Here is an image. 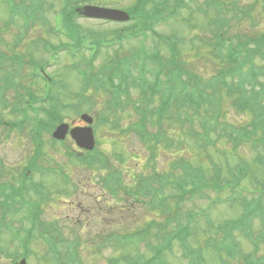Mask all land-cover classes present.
Segmentation results:
<instances>
[{"label":"rangeland","instance_id":"374dc122","mask_svg":"<svg viewBox=\"0 0 264 264\" xmlns=\"http://www.w3.org/2000/svg\"><path fill=\"white\" fill-rule=\"evenodd\" d=\"M4 1L0 0V62L2 63L0 86L5 87L8 81L6 78L11 79L13 86L3 90L7 103L0 102V119L12 123L21 121L22 125L19 123L20 125L14 128L0 125V264H15L22 259V255L29 264H113L115 261L116 264H132L137 248L132 246L122 248L125 246L119 247L115 241L106 244L98 239H104L111 232L121 231V226L126 228L127 225H131L133 230H137L154 221L159 224L155 226L153 223V229L148 232L147 237L156 247L165 242L163 247L166 251L161 254L162 261L168 264H190L179 243L175 241L173 245L168 244L170 237L167 236L168 234L163 235L166 231L162 230L167 223L163 224L165 216L151 209L147 202L146 205L143 203L145 201L142 197H148V193L143 192L136 203L123 201V197L130 191L138 190L140 180L138 177L153 176L154 168L160 169V173L171 172L175 163L186 161L201 167L207 173L212 171L207 161L211 158L222 164L225 171H228L229 167L236 169L244 165L241 163H246L251 169L249 177L244 181L245 186L263 188L264 164L256 162L257 150L248 144L234 149L225 141L219 142L218 147L214 149L206 150L201 148L191 135L190 126L183 127L179 121H166L160 130L159 126L154 125L150 126V130L171 135L175 144L170 148L158 144L159 147L155 149L156 159H153L151 149L135 133L126 130L137 117L131 108L120 110L118 113L117 110L112 111L108 103L110 95L95 89H90L86 93L91 97L88 101H82L80 96L76 95L82 92L84 85L73 65L87 56L84 54L74 57L64 50L56 53L52 48L68 42V38L56 30L57 23L54 19V13H59L65 0L42 1L44 4L43 8H40V13L41 16H45L46 21H42L41 18L26 21L18 14L11 16L7 8V4L9 6L10 4ZM31 1L15 0L16 3L25 6ZM135 1L71 0L69 8L73 11L75 8L92 3L129 9L133 7ZM205 1L191 2L189 7L181 9L177 16L169 17L157 25L159 32L179 40L178 46L184 51H181V59L178 57V62L182 66L187 64L188 69L203 77L199 79L203 86L208 77L222 66L221 61L210 55V46L204 45L200 40V38H212L217 17L214 8H209L207 14L202 12L203 9H199ZM219 1L226 5L225 9H229L231 5L250 9L247 16L238 19L234 18L235 15L240 16L236 11L231 10L228 15L225 14L227 15L225 19L229 20L227 36H241L239 39L243 41L244 33L256 34L264 31L263 0ZM148 2L155 8L161 9L159 11L163 14L167 13L164 10L171 9L175 4L173 0ZM75 21L78 23V31L84 36L94 34L107 36L112 31L128 27L134 22L114 23L78 17V15ZM156 40L151 34L146 35L144 40L127 39L122 47L103 49L95 65L97 69L103 70L104 64L110 58L117 57L115 52L119 49L120 58H125L126 66L137 73L140 70V63L137 62L136 57L122 56L131 54L142 45L149 52L160 48V53L164 57L163 62L166 64L170 56L169 48ZM53 54L55 56H52ZM86 54L90 53L86 52ZM14 57L21 58L20 65L13 60ZM38 63L44 64L47 73L54 78L51 89L53 102L46 99L48 88L46 83L41 77L36 76L39 74L36 71ZM149 63L147 68L152 80L154 74L150 69L155 71L157 68L154 63ZM166 65L165 74L170 69L168 64ZM126 84L130 90H133V98L137 99V91L135 92L131 77L126 78ZM31 94L35 95L36 100L28 103ZM53 106L61 113L62 120L70 125L84 124L80 118L83 112L94 116L93 128L98 140L96 148L103 155L101 165L100 163L89 165L86 159L80 161L83 158L81 155L85 157V149L83 151L70 136L60 142L56 141L49 131H39L41 140L36 136L38 133L33 134L35 130L37 131L35 117L46 119L44 112ZM217 111L219 112V109ZM223 114L226 122L238 126L248 122L251 116L249 113L239 112L230 98L224 101ZM102 116L109 117L113 123H103L100 118ZM117 120H119L118 127L115 126ZM39 150L41 155L36 157L35 161L32 157ZM115 171L121 173V178L114 176L120 175ZM123 180L126 181L125 185L128 189L122 186ZM34 187H38L39 192L35 191L37 188ZM113 187L117 189V196L110 193ZM164 190L169 192L167 187ZM169 203L172 204V201ZM210 205L209 200L195 197L191 201H186L181 208L184 206L182 211L199 213L201 209H206L217 222L237 218L242 210L239 204ZM172 206L174 207L173 204ZM123 209L125 211L122 212ZM173 211L175 220L185 221L186 212H180L177 207H174ZM186 226L192 230V235L187 241L193 248L200 249L204 256V264H245L237 257L227 262L222 254L210 247L209 242L220 236L213 227L202 223L199 216ZM157 227L160 228L157 230ZM257 228L258 234L263 227L260 225ZM235 238L238 241L237 252L250 253L254 249L253 242L240 230L235 232ZM97 240L99 242L93 246ZM140 249L146 259L157 253L146 247L144 243ZM263 251L264 242L258 249L259 253H256L257 257L262 258ZM262 263L264 264V260Z\"/></svg>","mask_w":264,"mask_h":264},{"label":"trees","instance_id":"16d2710c","mask_svg":"<svg viewBox=\"0 0 264 264\" xmlns=\"http://www.w3.org/2000/svg\"><path fill=\"white\" fill-rule=\"evenodd\" d=\"M255 2L257 1L255 0ZM147 4L148 1L145 6ZM207 6L213 7L215 12L218 13L214 22L216 41H211V46L212 48H219L213 49L214 54L221 61H225L224 64H222L221 68H218L216 73L208 77L203 86L199 80L203 77L188 69L187 64L179 67L177 61L181 53H178L176 50L171 51V56H169L168 63H166L170 67L166 73L167 79L161 80V76L156 77L152 84L147 83L148 86H142V90L144 92L149 90L152 96H144L146 100L144 101L143 109L135 107L142 118L135 124L134 130L139 133L141 132L147 141H152L151 152H153L155 157V149L159 147V145H156L157 143L163 140L162 143L169 145L174 139L171 135L160 131L149 135L144 132L143 128L147 129L146 125L149 120L153 124H157L159 129H161L167 120L179 121L183 127L184 125L190 126L191 135L196 139L199 146L206 150L218 147L219 142L223 141L234 149H238L240 145L248 144L258 152L255 156L256 162L263 165L264 31L257 32L256 34L244 33L242 34L245 36L243 41L239 39L241 36L237 35H235L237 37L232 36L228 39L226 30L229 26V20L225 19L222 13L225 10L233 9L240 14V16H234V18L238 19L248 15L250 9L242 6L236 8L235 5H231L229 9H225V5L216 0H207ZM146 13V7H143L141 11L137 12V16L145 18ZM76 27L74 24L70 25L71 30H75ZM75 35H77L76 32ZM235 39L239 40L232 46ZM221 50L225 52L222 53ZM160 59V57H157V60ZM95 84H97V81H95ZM93 86L95 90L99 89L98 86L94 84ZM227 98L232 99L234 106L239 112L251 114L248 122L242 124V126L226 122L223 114V104ZM218 109L219 112L217 111ZM111 110L114 111L115 109L111 107ZM149 112H151L150 115H146ZM40 155L41 152L39 150L32 157L33 160L36 161V157ZM97 160L99 161V159ZM208 161L211 164L212 171H207L206 175L201 167H197L186 161L175 163L171 172H164L163 175L161 173L157 174H160L162 177L166 175L169 180L163 182L162 187L177 188L178 192L187 193L190 196L196 195L200 198L210 195L213 191L218 195L226 193L224 197H218V200L224 201L223 203L239 202L240 205H243L244 211L240 217L228 218L217 224L211 222L217 234L219 236L224 234L225 236L224 245L216 242L221 252H225L222 257L226 258L227 262H229L235 257H240V253L235 249L237 245L235 231L245 230L247 234H252L251 225L254 223L253 218L264 210V186L259 189L247 188L245 186L244 181L249 177L251 169L246 163H241L244 165L238 166L236 169L235 167H229L228 171H225L223 165L215 162L212 158ZM178 166L183 167L184 177H178L174 168ZM159 170L154 168L153 172L156 173ZM138 179H140L139 185L145 184L144 178L139 177ZM125 188L128 189L127 185ZM162 190L156 187L152 191L159 193ZM131 192L133 191L129 193ZM247 193H251L250 198L247 197ZM139 196L138 193L129 194L128 199L131 200L132 198V201H137L140 199ZM169 196L170 199L176 200L177 205L175 207L181 212L183 209L181 208L182 203H177L180 197H176L173 190L170 191ZM175 200L172 201L175 202ZM169 218L171 220L173 216L170 215ZM146 231L147 228H143L141 232L127 229L123 231V236L126 240L135 237L138 238L136 240L139 242H143L144 240L145 245L148 247V237L147 235L144 236ZM167 234L170 237L168 244H173L174 240L177 239V234L175 232H168ZM260 234L262 233L260 232ZM117 237V232H111L104 237V241L110 243V241ZM219 241L222 242V238L220 239L219 237ZM165 250V247L156 248L158 254ZM142 258L143 255L140 254L132 261L134 264H148L151 262V259H148L146 260L148 263H146ZM242 259H244L245 264H262L264 256L259 258L255 253H251L242 255Z\"/></svg>","mask_w":264,"mask_h":264},{"label":"water","instance_id":"95a60500","mask_svg":"<svg viewBox=\"0 0 264 264\" xmlns=\"http://www.w3.org/2000/svg\"><path fill=\"white\" fill-rule=\"evenodd\" d=\"M82 12L88 16L103 17V18H114V19H127L128 15L121 10L101 8L96 6H86L83 8ZM83 118L91 123L93 121L92 117L87 114L83 115ZM69 126L67 124H62L54 132L55 137H65ZM73 138L77 141L78 145L87 149H92L95 144L93 129L90 127L86 128H74L71 130ZM22 264H26L22 261Z\"/></svg>","mask_w":264,"mask_h":264}]
</instances>
